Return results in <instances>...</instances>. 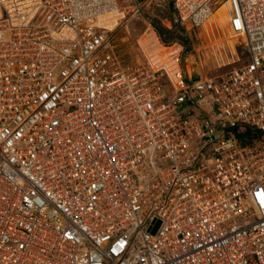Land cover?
Returning a JSON list of instances; mask_svg holds the SVG:
<instances>
[{"label":"built area","instance_id":"1","mask_svg":"<svg viewBox=\"0 0 264 264\" xmlns=\"http://www.w3.org/2000/svg\"><path fill=\"white\" fill-rule=\"evenodd\" d=\"M170 1L0 0V264H264V0Z\"/></svg>","mask_w":264,"mask_h":264},{"label":"rangeland","instance_id":"2","mask_svg":"<svg viewBox=\"0 0 264 264\" xmlns=\"http://www.w3.org/2000/svg\"><path fill=\"white\" fill-rule=\"evenodd\" d=\"M170 0H118L119 4L124 7L125 18L121 20V23L117 29V36L119 38L125 36L126 41L120 43L118 49L120 51H128L132 44L135 36H137L143 29L144 21L147 20L155 21L156 23H160L159 19L166 18L168 16H172L173 13L169 11L167 5ZM135 7L137 10H135ZM216 20V24L220 25V14L217 11L214 17L205 23V25L209 24ZM160 25V24H159ZM204 25V26H205ZM172 28V35H177L176 38L180 37V31L177 27ZM194 37L192 34L190 35L189 43L190 50L186 55V64L192 68L193 71L197 72L202 76H211V75H219L225 71H227L230 67L229 65L220 64L222 60L220 59V51L219 53H215L214 48L216 45V40H212V35L208 33L206 35L204 30L200 29V34ZM211 40V42H209ZM119 44V42L117 43ZM210 45H213L211 48ZM228 55L234 59L236 57V48L232 45L228 47ZM194 78L195 76L192 75Z\"/></svg>","mask_w":264,"mask_h":264},{"label":"trees","instance_id":"3","mask_svg":"<svg viewBox=\"0 0 264 264\" xmlns=\"http://www.w3.org/2000/svg\"><path fill=\"white\" fill-rule=\"evenodd\" d=\"M151 24L153 25V27H154V29L156 30V32L159 34V35H161V34H165V37H164V39L166 40V41H172V40H175V39H179V37L178 38H176V34L175 35H172L173 33H172V30H169V29H167V28H165V27H162L161 25H159L158 23H156L155 21H151ZM180 31H181V29L180 28H178ZM186 48H187V46H186Z\"/></svg>","mask_w":264,"mask_h":264},{"label":"bare ground","instance_id":"4","mask_svg":"<svg viewBox=\"0 0 264 264\" xmlns=\"http://www.w3.org/2000/svg\"><path fill=\"white\" fill-rule=\"evenodd\" d=\"M210 19H211V18H210ZM210 19H208L207 22H208ZM207 22H206V23H207ZM215 24H216V20L213 19L212 22H210L209 24H207V25L204 26V29H205L206 31H208V30H210L211 28H213ZM107 25H108L109 28H112L113 25H115V22H114L113 20H111Z\"/></svg>","mask_w":264,"mask_h":264},{"label":"water","instance_id":"5","mask_svg":"<svg viewBox=\"0 0 264 264\" xmlns=\"http://www.w3.org/2000/svg\"><path fill=\"white\" fill-rule=\"evenodd\" d=\"M167 8L169 9V11H172V4L171 1H169ZM172 19L175 20V17L172 15Z\"/></svg>","mask_w":264,"mask_h":264}]
</instances>
